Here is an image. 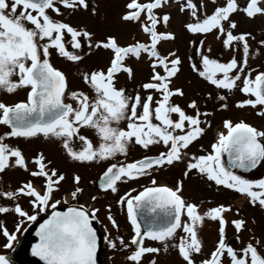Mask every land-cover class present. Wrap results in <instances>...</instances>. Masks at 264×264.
<instances>
[{"label": "snow or ice", "instance_id": "obj_1", "mask_svg": "<svg viewBox=\"0 0 264 264\" xmlns=\"http://www.w3.org/2000/svg\"><path fill=\"white\" fill-rule=\"evenodd\" d=\"M99 8L92 0H0V93L16 97L0 98L3 247L12 248L17 233L43 215L34 256L44 264H98L94 204L111 195L103 205L108 223L100 221L103 241L113 258L125 253L126 264H264V229L257 235L241 207L184 195L185 180L195 179L264 212V175L251 176L264 167V67L251 63L264 57V28L257 37L243 27L264 19V0H125L119 34L101 35L89 26ZM173 9L183 18L180 36L171 28ZM209 36L225 58L212 54ZM99 53L100 62L84 65ZM53 56L82 87H70ZM185 63L193 95L176 83ZM233 109L262 122L222 116L207 146L200 143L212 118ZM37 141L78 167L62 168ZM92 166L100 168L98 180L88 181L97 193L82 201L79 169ZM173 169L174 183L160 182ZM9 172L19 174L15 183L5 180ZM205 225H215L214 234L206 237ZM0 264L10 259L0 254Z\"/></svg>", "mask_w": 264, "mask_h": 264}, {"label": "rangeland", "instance_id": "obj_2", "mask_svg": "<svg viewBox=\"0 0 264 264\" xmlns=\"http://www.w3.org/2000/svg\"><path fill=\"white\" fill-rule=\"evenodd\" d=\"M92 2L93 3H99L100 8H99L98 15L94 19L89 21V26L94 31H96L98 35H101L106 31L111 32L112 34H119L120 30L123 27L121 25L119 17H120L121 12L123 11V5L125 3V0H92ZM182 19L183 18L180 16V14L173 9L171 28L173 31H175L177 33L178 36H180L181 32H182V25H181ZM243 27L246 28L247 30L254 31V34L257 35V37H259L260 29L264 28V19L257 18L255 20L250 21L249 23L243 25ZM206 44L211 46L212 54L215 57L225 58L227 56L226 51L221 47L219 41L215 40L212 36L208 37ZM173 46L174 45H172V44L166 45V47H169V48H171ZM182 52H183V49H182ZM189 54H191L190 50H189ZM104 57H105L104 53H99L97 56L86 58L84 61V65H89V64H92L93 62H100ZM52 62L55 66L60 67L62 69H65L67 71L70 87H76L79 85L78 75L75 74L74 70L66 69L65 68V62L62 59L53 56ZM251 63H252L253 67H255L257 64H260V65H262V67H264V57H260L258 59H253L251 61ZM146 72H147V69H145V74H146ZM139 79H141V75L138 72L136 80H139ZM190 80L194 81V83H189ZM134 83L135 82L128 84L129 89H131L133 87ZM176 83L178 85L183 86L189 95L194 94V88L196 87L195 77L190 74L186 63H185L183 72H182L180 78L176 81ZM79 86L82 87V85H79ZM202 86L203 85L201 84L200 87H202ZM0 98H4V99H8V100H14L15 99L12 96H4L2 93H0ZM177 100H179V102L183 103V101L180 100V98H177ZM222 116H240L241 118H245L254 124H260L262 122V121H260V119L258 117H255L248 110L240 111V110L233 109L231 112H226V113H219L218 112L215 115V117L212 118L213 119L212 129L209 130L208 135H206L204 137V139L202 141H200V143H203L205 146H207L208 142L214 136L216 126L219 124ZM36 145H37V143H35V146ZM50 149L53 151L56 150L55 147L51 146V145H50ZM191 150L197 151L198 145L193 146V148ZM131 155L133 158H138L140 156V151L138 149L134 150ZM58 157H59V160L57 162L61 165L62 168L78 167L77 165H73L70 163L64 164L63 157L60 156L59 153H58ZM121 159H123V158H121ZM79 170H80L81 175L83 176V184L85 185V188H86L85 195H84V197H82V201H83V200H87L89 194H96L97 193V187L89 185L88 181L89 180H98V173L100 171V168L98 166L80 167ZM176 172H178V169H173L172 171L161 174L158 177V179L160 180V182H166V183L172 184V183H174L173 174ZM8 174L12 175L13 173L9 172ZM260 175H264V167H260L256 172L251 173V176L253 178H257ZM16 177L13 178V180H15ZM139 183H146V181L141 179L139 181ZM128 187H136V183L122 185V191L127 190ZM184 195L190 196V197H196V198L207 197L210 200L214 199L216 201H225L226 200L227 202L233 203L235 206L241 207L244 216L249 218V226L253 227V229L257 235H259L261 230L264 229V212H261L257 208H253V207L248 206L247 204L243 203L242 200L238 203L237 201L240 198H238L237 194H232V195L226 197L223 193H218L214 189L208 188L206 185H203L198 180L188 179V180H185ZM57 196H59V194H57ZM112 199H113V197L111 195H108V196L101 195L98 202H96L94 204V206L100 208V212L98 213V216H99L98 221L99 222L103 221V224L108 223L107 220L105 219V211H104L103 205L106 202L111 201ZM24 206L27 207V204H25V202H24ZM61 207H64V206L61 205ZM113 212L116 214V218L119 221V223L121 224L122 229L125 230L126 234H128L126 231L124 214L119 211L118 206H116V205L113 206ZM228 215L232 216V213L229 212ZM251 217H255V220H256L255 225L251 224ZM10 222H12V218L8 217L7 218V225L11 229L12 227L10 226ZM31 223H33V222H31ZM31 223H28L26 225V227L28 225H30ZM100 224L102 226V229H104L103 224L101 222H100ZM26 227L24 229H22V231L20 233H17V241L20 242L21 238L23 237L24 232L27 229ZM214 227H215V225H213L211 228L208 225H205L204 235L207 237V235L209 233H213ZM228 234H229V236L232 235V229L231 228H229ZM247 235H248L247 233H244L245 238L247 237ZM5 242H6L5 239L2 236H0V254L6 255L10 259V264H22L20 262V258L18 255L19 254V251H18L19 244L17 246L14 243L12 248L6 249L3 247V244ZM211 247H212V242L209 239L207 241V243L205 244V251H208ZM124 255H125V253L118 252L115 255V257L113 258L111 250L107 249V247L104 245V263L103 264H126V262L124 260ZM175 259L176 258H175L174 253L168 257V260H171V261H175ZM162 260H163V254H162Z\"/></svg>", "mask_w": 264, "mask_h": 264}, {"label": "water", "instance_id": "obj_3", "mask_svg": "<svg viewBox=\"0 0 264 264\" xmlns=\"http://www.w3.org/2000/svg\"><path fill=\"white\" fill-rule=\"evenodd\" d=\"M257 169L253 170L252 172H255ZM60 210H63V208H61ZM45 218L46 217H44L43 219ZM43 219L36 222L27 230L23 240L21 254L29 264H44V262L41 261L39 257L34 256L31 252L32 245L37 243L39 240V237L36 236V231L39 228V224L43 222ZM93 226L97 229L98 236L100 237V241H99L100 247L98 250V264H103V260H102V247L104 244L103 235L99 229L97 221H93Z\"/></svg>", "mask_w": 264, "mask_h": 264}, {"label": "flooded vegetation", "instance_id": "obj_4", "mask_svg": "<svg viewBox=\"0 0 264 264\" xmlns=\"http://www.w3.org/2000/svg\"><path fill=\"white\" fill-rule=\"evenodd\" d=\"M19 96H23V93L21 92V93H19L18 94ZM13 98H15L16 99V97L15 96H12ZM35 143H37V147H42L44 150H45V152L46 153H49L50 154V156H52V158H54V160H55V162L56 163H58L57 161L59 160V157H58V151H57V149L56 150H51L50 149V145H47V144H43L42 142H34V146H35ZM35 146V147H36ZM19 174H17V173H13L12 175H10V174H7V176L5 177V180H7L9 177H11V179H12V181H13V183H15V180H13V178H15L16 176H18ZM17 178V177H16ZM5 186H6V184H5ZM25 204H26V202H25ZM58 208H61V206H58ZM44 216L42 215L41 217H39L38 219H37V221L38 220H40V219H42ZM36 221V222H37ZM35 222H33V223H31L30 225H28L26 228L28 229L32 224H34ZM10 226L12 227V222H10ZM103 232H104V230H103ZM25 233V232H24ZM23 236H24V234H23ZM22 242H23V237L21 238V240H20V242L19 241H17V242H14L17 246H18V244H19V246H18V251H19V258H20V262L22 263V264H28L27 263V261L23 258V256H22V254H21V249H22ZM103 259H104V248H103Z\"/></svg>", "mask_w": 264, "mask_h": 264}, {"label": "bare ground", "instance_id": "obj_5", "mask_svg": "<svg viewBox=\"0 0 264 264\" xmlns=\"http://www.w3.org/2000/svg\"><path fill=\"white\" fill-rule=\"evenodd\" d=\"M241 201V199H239L237 202L239 203Z\"/></svg>", "mask_w": 264, "mask_h": 264}]
</instances>
